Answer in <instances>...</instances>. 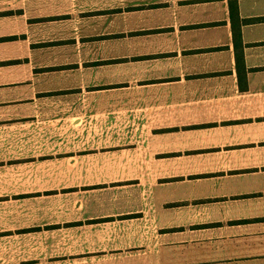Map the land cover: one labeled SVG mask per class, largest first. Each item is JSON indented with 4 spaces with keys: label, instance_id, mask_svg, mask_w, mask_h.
Instances as JSON below:
<instances>
[{
    "label": "crops",
    "instance_id": "0c3cea01",
    "mask_svg": "<svg viewBox=\"0 0 264 264\" xmlns=\"http://www.w3.org/2000/svg\"><path fill=\"white\" fill-rule=\"evenodd\" d=\"M0 198L38 264H264V0L0 1Z\"/></svg>",
    "mask_w": 264,
    "mask_h": 264
},
{
    "label": "rangeland",
    "instance_id": "374dc122",
    "mask_svg": "<svg viewBox=\"0 0 264 264\" xmlns=\"http://www.w3.org/2000/svg\"><path fill=\"white\" fill-rule=\"evenodd\" d=\"M42 211L29 199L0 198V264H38L37 258L60 254V246L47 245L49 239H59L60 232L37 229L46 223Z\"/></svg>",
    "mask_w": 264,
    "mask_h": 264
}]
</instances>
